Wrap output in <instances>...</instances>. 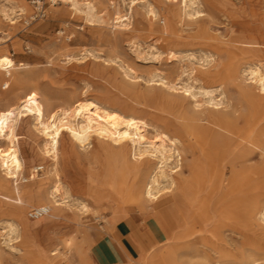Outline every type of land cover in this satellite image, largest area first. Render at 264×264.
Segmentation results:
<instances>
[{
    "label": "rangeland",
    "instance_id": "obj_1",
    "mask_svg": "<svg viewBox=\"0 0 264 264\" xmlns=\"http://www.w3.org/2000/svg\"><path fill=\"white\" fill-rule=\"evenodd\" d=\"M16 1L0 0V54L10 53L18 64L11 73L0 71V98H4L0 101L2 107L14 103L16 98L27 95L31 90L40 92L52 108L78 99H93L110 110L116 109L115 111L125 115H134L149 122L152 125L151 136L157 135L155 128L174 136L178 131L169 127L168 123H186L188 117L202 115L204 108L195 106L191 98L183 100L170 96L168 89L159 85L161 76H166L168 81L178 85L185 81L195 91H199L200 82L195 80L196 69L220 71L223 76L232 58L236 61H250V58L254 61L264 60V49L250 51V47L243 45L252 36L264 40V0H215V3L206 5L203 17L190 20L183 18L184 21L178 28H170V37H167L168 40L161 48L163 53L160 56H155L158 53L152 45L161 42L162 38L158 33L150 31L147 5L144 3L135 7L132 17L134 29L123 30L112 27L114 8L110 5V0H104L105 3L98 7L102 21H96L98 18L88 20L86 14L75 10L68 0H58L57 3L53 0H24L31 10L21 15L19 13L22 11ZM113 1L123 13L127 11V2ZM4 10H7L8 16L4 14ZM159 17L160 20H156L159 25L163 26L164 20L168 23L163 13ZM12 20H17V23L12 24ZM133 41L139 42L141 46H135ZM171 50L175 53L173 57L169 54ZM123 66L134 70L130 77L126 76ZM232 80L230 77L224 84L231 104L227 112L233 114V122L246 132L260 130L264 127V119L259 121L250 118V104L241 97ZM239 81L237 79L235 83ZM218 84L220 81L210 82L206 86ZM32 124V118H24L19 122L17 130L21 135V155L27 164L24 175L28 177L34 166H44L38 174L46 182L44 186L51 185L53 176L46 174L49 162L39 152L41 141L32 133ZM63 137L59 147L58 168L65 183L74 188V193H81V197H86L95 212L88 216L72 214L70 219L51 224L49 229L56 236L54 241L44 233L25 235V241L44 243L42 246L47 251L60 246L61 252L57 258L60 264H82L76 249L67 251V243L71 241L84 245L88 254L116 215V220L124 216L139 222H157L162 226L158 220V212L163 209L161 205L148 203L144 207H138L130 190L123 196L117 195L116 186L122 182H132L136 178V172L127 167L125 159L114 150L111 141L104 144L95 138L91 145L83 148L73 147L67 132ZM252 159L248 162L249 165H261L259 156ZM40 178L36 180L34 187L39 185ZM19 181L20 185L32 183ZM12 186H16L14 179ZM3 192L0 173V193ZM214 199L208 208L212 206ZM33 201L25 209L26 220L40 223L47 215L36 220L28 217L32 208L43 205L39 197H34ZM18 205L21 204L7 202L0 195V220L13 217L12 211ZM73 208L77 210L75 206ZM200 208L201 206L192 204L188 210L199 217L208 209ZM224 213L226 209L219 215ZM169 216L177 225L175 241L186 243L178 251L177 264H248L250 258L257 259L258 264H264V243H260L252 234L245 239L231 226L217 229L214 220L210 219L204 224L203 232L190 239L183 237L184 220L172 213ZM4 226L6 224H0V246L5 245L1 243V230ZM87 233L89 238L86 239ZM21 248L22 252H13L7 245L1 248L2 263L25 264L27 247L22 244ZM45 264L53 262L47 261Z\"/></svg>",
    "mask_w": 264,
    "mask_h": 264
},
{
    "label": "bare ground",
    "instance_id": "obj_2",
    "mask_svg": "<svg viewBox=\"0 0 264 264\" xmlns=\"http://www.w3.org/2000/svg\"><path fill=\"white\" fill-rule=\"evenodd\" d=\"M53 1L57 3L58 0ZM68 1L72 3L75 10L84 12L88 20L97 18L96 21L103 20L98 7L105 3L104 0L94 2L84 0L83 3L79 0ZM124 1L128 4L125 13L116 7L115 1L110 0V5L114 8L112 27L123 30L134 29L132 17L135 7L140 3L146 4L149 29L162 38L161 42L152 45L158 53L155 56L163 53L161 48L168 40L172 26L178 28L184 21L183 18L190 20L203 17L206 14V5L215 3V0ZM16 2L22 11L20 15L31 10L24 0ZM3 12L8 16L7 10ZM162 13L168 19V23L164 20L163 26L156 21L158 18L160 20L159 16ZM11 23L15 24L17 20H12ZM249 38L243 42V45L250 47V51L264 49V40L255 36ZM133 43L137 47L140 45L136 41ZM169 54L173 57L175 53L171 50ZM17 65L10 53L0 54L1 72L11 73ZM125 66H123L125 74L130 77L134 70ZM221 74L220 71L196 69L195 80L200 82L199 91H195V88L185 81L179 82L178 85L168 81L166 76H161L159 85L168 89L170 96L183 100L191 98L195 106L199 109L204 108L202 115L188 117L186 123H171L172 119H170L168 126L178 131V134L174 136L167 132H160L155 126L158 133L151 136L152 125L149 122L134 115H125L115 111L116 109L110 110L93 99H78L73 103L52 108L40 92L31 90L27 95L16 98V101L8 106L2 107L0 103V173L5 191L0 195L7 202L21 204L12 211L13 217L0 220V224H6L1 230V239H3L1 243L5 245L0 246V249L7 245L13 252H22L21 246L25 244L27 247L25 264H45L47 261L60 264L57 259L61 252L60 246L47 251L42 246L44 243L25 241L24 236L44 233L54 241L56 236L49 229L51 224L70 219L72 214L88 216L95 212L90 202L85 199L86 197H81V193L77 195L74 193V188L65 183L58 168L61 150L59 147L62 143L60 141H63L61 139L66 132L73 147L85 148L91 145L95 138L104 144L111 141L114 150L125 159L127 167L136 172V178L132 182L127 184L122 182L116 186L117 195L123 196L127 190H130L138 207H144L148 203L161 205L165 213L175 214L184 220L183 237L192 239L200 234L203 232L204 224L211 219L214 220L217 229L231 226L245 239L247 235L252 234L260 243H264V127L246 132L233 122V114L227 112L231 104L228 101L229 98L227 99V89L224 86L225 80L231 77L241 97L250 104L248 109L250 118L263 120L264 60L254 61L250 58V61H236L232 58L226 73L223 76ZM237 79L240 81L235 83ZM217 81H220L217 86H206L210 82ZM200 97L204 99L201 100ZM2 100L4 98H0V101ZM24 118L33 119L30 129L41 141L40 151L39 148L38 151L49 162L46 174L53 176L51 185L44 186L46 182L37 172L38 165L32 168L28 177L24 175L27 164L21 155L19 145L21 135L17 132L19 122ZM255 153L254 156L261 158V165L257 167L248 163ZM188 157L191 158L187 160ZM185 170L189 173L186 174ZM39 178L41 179L39 185L34 187V183ZM12 179L16 182L15 187L12 186ZM19 180L32 183L20 185ZM34 197L41 198L42 206L50 209L40 223L27 221L24 213L26 207L34 202ZM213 198L215 199L212 206L208 208ZM192 204L201 206L200 209H203L202 207L208 209L198 217L195 212L192 214L188 210ZM74 206L77 210L73 208ZM224 209L226 213L220 216V212ZM116 217L117 215L114 221ZM97 218L101 219L100 216ZM175 238L174 236L163 248L141 259L140 264H177L178 251L185 247L186 243L175 241ZM177 238L179 240L181 235ZM67 248L68 252H71L73 248L76 249L81 256L82 264L88 262L84 245H77L70 241L67 243ZM249 260L248 264H258L257 259ZM0 264H3L1 251Z\"/></svg>",
    "mask_w": 264,
    "mask_h": 264
},
{
    "label": "crops",
    "instance_id": "obj_3",
    "mask_svg": "<svg viewBox=\"0 0 264 264\" xmlns=\"http://www.w3.org/2000/svg\"><path fill=\"white\" fill-rule=\"evenodd\" d=\"M158 215L164 228L157 222H139L124 216L110 222L92 245L86 264H140L141 259L163 248L175 236L174 219L162 209Z\"/></svg>",
    "mask_w": 264,
    "mask_h": 264
},
{
    "label": "built area",
    "instance_id": "obj_4",
    "mask_svg": "<svg viewBox=\"0 0 264 264\" xmlns=\"http://www.w3.org/2000/svg\"><path fill=\"white\" fill-rule=\"evenodd\" d=\"M42 169L43 167L39 166L37 169V172ZM49 212H50V209L46 206L34 207L28 212V217L30 219L36 220V219L43 217L44 215H47Z\"/></svg>",
    "mask_w": 264,
    "mask_h": 264
}]
</instances>
